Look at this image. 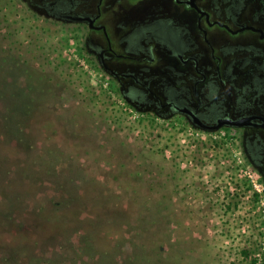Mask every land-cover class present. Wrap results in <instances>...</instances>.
<instances>
[{"label": "rangeland", "instance_id": "1", "mask_svg": "<svg viewBox=\"0 0 264 264\" xmlns=\"http://www.w3.org/2000/svg\"><path fill=\"white\" fill-rule=\"evenodd\" d=\"M79 41L0 0V264H258L233 134L129 107Z\"/></svg>", "mask_w": 264, "mask_h": 264}, {"label": "flooded vegetation", "instance_id": "2", "mask_svg": "<svg viewBox=\"0 0 264 264\" xmlns=\"http://www.w3.org/2000/svg\"><path fill=\"white\" fill-rule=\"evenodd\" d=\"M7 6L69 28L103 83L129 107L232 133L264 196V0H7ZM257 258L264 264V246Z\"/></svg>", "mask_w": 264, "mask_h": 264}]
</instances>
